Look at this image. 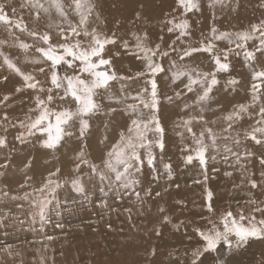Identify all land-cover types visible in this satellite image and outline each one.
<instances>
[{"label":"snow or ice","instance_id":"obj_1","mask_svg":"<svg viewBox=\"0 0 264 264\" xmlns=\"http://www.w3.org/2000/svg\"><path fill=\"white\" fill-rule=\"evenodd\" d=\"M174 3L175 7L162 23L167 33L175 38L167 47H162L161 43L151 41L147 31L139 34L132 32L134 43L131 44L118 36L116 31L110 34L102 31L94 23V20L100 19L95 0H21L19 8L29 10L30 21L24 19L23 12L18 13L12 0H0V26L10 35L15 36L19 32L31 38L33 43L22 41L16 36L15 46L24 52L35 48L39 57L31 62L42 65L36 71L47 77V84L37 79L33 73L22 71L3 52H0V57L2 64L22 79L23 84L16 88V93L27 90L33 92L34 107H30L25 120L19 122V127L24 131L15 138L21 143H27L30 142L29 138L37 137L41 148L56 150L62 146L66 137L74 135L73 129H76L77 138L82 144L76 154L79 162L75 164L74 171L80 173L82 165L88 167L89 178L98 179L99 191L106 198L101 202L104 207L108 206L109 193L117 199H122L124 195H134L138 202L143 203L138 190L141 184L139 177L147 167L152 179L158 180L161 175L157 168L158 160L163 166V174L168 180H172V164L164 162L166 129L160 117L161 103L174 104L192 94L194 99L190 103L183 102L180 106L182 112L189 114L180 117L176 124V127L183 128L189 134L192 141L190 145L184 144L181 148L184 165L197 164L206 182L209 178V163H215L217 156H220L230 168L240 171L241 184L246 183L252 190L247 201L251 206L250 211L245 212L240 208L236 213L227 210L216 216L213 192L205 187L203 207L209 213L205 219L211 227H193L201 244L191 250L189 257V264H203L202 258L206 254L217 253L221 247L231 250L247 244L250 239H264V200L257 201L255 198L257 189L264 194V154L257 156L247 147L243 152L239 150L242 140L264 147V19L252 24L249 30L238 32H220L213 25L208 35L202 33L201 39L190 43L188 41L192 37V24L189 14L201 12V0H174ZM223 4L224 0H208L209 9L214 10L217 5ZM261 6L264 7V4ZM53 14L57 20L53 19ZM212 15L215 18L214 11ZM42 16L48 21L43 29L40 27ZM140 18V12H136L130 23H135ZM119 23L117 21V27ZM160 40L163 41V36ZM218 41H227L228 47L219 48ZM250 41L253 42L251 48L248 47ZM6 43L7 41L0 40V45ZM122 52L141 61L142 68L132 75L118 73L113 61ZM197 54L206 56L207 62L211 64L208 70L189 63ZM232 56H242L245 67L250 70L247 88L250 100L234 105L231 111L222 115L225 126L217 132L209 126L217 121L205 119L203 113L213 100L214 89L221 85V74H228L223 84L226 91H236L242 84V80L231 75ZM165 77L172 83H183V89L174 91L170 96L162 95L160 81ZM4 79L7 80V77ZM137 81L142 83L135 92L130 91L131 85ZM114 85H119L116 91L113 90ZM9 98V95H4L0 104ZM104 99L110 102L106 114L122 112L128 120L119 131V139L107 149L100 164H96L87 158L85 141L92 127L90 120L105 112L101 102ZM194 109H198L199 114H190ZM245 118L253 120V124L241 134L235 125ZM2 119L9 120L7 112L3 113ZM196 124L201 125L199 131L194 129ZM107 130L108 125L105 124V134L99 141L101 144L108 140ZM234 131L235 136L232 135ZM184 132L178 133L182 140ZM7 143V137L0 136V148L7 147ZM156 150H159V154ZM253 157L258 160V170H252L248 166ZM31 163V160L27 161L24 167L30 168ZM7 167L8 163L0 164L2 169ZM60 171L59 167L50 171L45 182L34 190V197L27 192L23 197H11L13 200L23 199L29 202L30 226L38 223L43 230L51 222L50 206H53L57 189L62 187L59 179L54 177H58ZM212 171L219 169L213 167ZM224 174L229 177L232 175L228 171ZM195 183L201 181L196 180ZM71 185L76 192L83 193L85 199H90L81 176L72 179ZM3 195L8 196V193L4 192ZM151 195L149 188L145 191V196ZM155 195L160 196V192ZM125 211L130 213L131 209ZM159 211L164 213L165 209L160 207ZM56 214L59 215V212ZM213 216L216 218L213 219ZM5 219L0 217V227H7ZM161 222L172 223L168 215H163ZM19 223L23 225L24 221ZM183 224L180 221L179 224H173V227L179 230ZM61 226L56 224V227ZM156 234H160L158 228ZM47 238L52 239L51 236ZM150 255L155 256L156 250L152 249ZM218 264L224 262L221 260Z\"/></svg>","mask_w":264,"mask_h":264},{"label":"bare ground","instance_id":"obj_2","mask_svg":"<svg viewBox=\"0 0 264 264\" xmlns=\"http://www.w3.org/2000/svg\"><path fill=\"white\" fill-rule=\"evenodd\" d=\"M95 2L97 5L96 12L99 14L100 19L98 21L94 20V23L106 33L110 34L111 32L116 31L118 36L127 39L130 44L134 43L131 35L132 32L139 34L143 31H147L150 35L151 41L154 43H161L162 47H167L168 43L175 38L174 35L167 33L166 28L162 23L166 15L171 13L172 9L175 7L174 0H95ZM20 3L21 0H12V4L17 7L18 13L23 12L24 19L30 21L31 17L29 15V10L20 9ZM262 4H264V0H224L223 5H217L213 10L208 8V0H201V12L194 15L189 14L192 24V37L188 42L196 43L202 38V33L205 36L208 35L209 29L213 25L220 32L249 30L252 24L259 23V21L264 19V7L261 6ZM213 11L215 12V18H213L212 15ZM136 12H140L141 18L136 20L135 23H130V21L134 20ZM53 19H58L55 14H53ZM117 21L120 22L118 27ZM47 22V18L42 16V22L40 24L41 29L44 28V25ZM29 26L31 27V24ZM162 29L164 30L163 33H161ZM16 36L22 41L33 43L31 38L25 33L16 32L15 36H13L10 35L3 26H0V40L7 41L6 44L0 45V52L8 55L17 66L22 69V71L33 73L36 75V78L41 76L42 74L33 71L35 70L33 67L35 64L31 62L32 60L30 61V57L34 55L33 52L35 51V48L30 49L28 52L19 49L15 46ZM161 36H163V41L160 40ZM220 42L222 41L217 42V46L223 49L224 47L218 45ZM223 42L227 43V41ZM252 45L253 42L250 41L248 47L251 48ZM179 46L180 44L178 43L177 47ZM201 56L203 58L204 55H195L189 63L203 70H208L211 67V64H207L206 60L198 62V58ZM113 63L115 68H119L121 63H128L134 66L138 62L121 54L120 57L114 59ZM0 64L2 67V70H0V76L4 73L3 77L10 78L14 74L21 79L16 73L7 69V67L2 64V57H0ZM134 72H136V70ZM233 74L234 73H231V75ZM242 76L250 77V70L246 68L245 65L236 73L238 79ZM227 78L228 74L220 75L221 82ZM163 80H166V83H172L167 77H165L160 81V87ZM1 84L2 82H0V86ZM118 87L119 85H114L113 90L116 91ZM137 87L138 84L133 83L129 90L135 92ZM218 87L219 88L217 89L220 91L222 87ZM8 92H10L8 95L11 96L9 100L4 101V105L0 106V114L7 112L9 117L20 109V105L19 102L16 101L18 98L14 99L17 97L18 93L14 90H8ZM242 92L243 91L238 88L236 91L230 90L225 92L219 98H215L213 95V100L210 101L203 113L205 119L209 121H217L216 124H210L209 126L213 127L217 132L225 126V122L221 119L222 115L231 111L234 105L247 103L249 101L247 94ZM190 97V99L184 101L190 103L191 100L194 99L192 94H190ZM181 105L182 104L174 110L168 111L161 103L160 109L161 121L166 129L164 162L172 164L173 178L169 182V184H172L170 186L163 184V182L166 183V175L163 174V166L159 163V160L157 161V168L161 175L158 180H153L150 170L147 167L144 168L143 175L139 177L142 189L141 197L144 202H138L136 197L133 196V198L130 199L133 202L129 204V209H131L130 213L126 212V214L122 215L119 212H114L115 215L122 216V221L120 223L122 227L120 237H117L118 232L113 231L119 254L114 256V250L107 246H104L102 251L100 250L91 253L90 250L86 249L89 248V246L86 245V240L85 244H83L84 246L80 248L68 247L63 252V255L56 259L50 256V254L54 252L51 246H48L46 249L41 248L37 251L36 259L32 264H42V261L44 264H80L84 257L90 259V264H157L159 261L158 258H171L172 254L179 257L180 254L176 251L174 247L175 244L177 245L178 242H187V240L194 242L195 236L192 230L193 226L204 228L208 225L206 224L208 221L205 218L209 216V213L203 207L205 204V187L208 188V184L210 186L208 189H212L211 191L213 192V204L216 210V216L227 210L236 213L240 208H243L245 212L250 211L251 206L247 204V201L250 199L249 192L252 190L246 183L241 184L240 171L236 168H230L220 159V156H217V161L215 163H209V178L206 182L201 180V183H195L192 181L195 178L199 180L203 178V176L201 175V170L197 164L194 163L193 165L185 166L182 160L183 154L181 148L184 144H188L186 139L189 134L184 132L183 128L176 127V124L179 122L180 117L187 116L189 113L182 112ZM212 105H215L216 107ZM190 114L197 115L199 114V111L198 109H194ZM94 119L98 122V129L96 132L94 131L93 134V138L95 137V141L93 140V142L94 145H96L95 156L102 160L107 149L119 139V131L125 125L128 118L126 116L115 118V115L110 116L101 112L99 115L95 116ZM6 122L7 121H3L2 124L6 125ZM105 124L108 125V140L104 144H101L99 141L105 134ZM200 127V124L194 125V129L197 131H199ZM235 128L240 131L241 134L243 130L248 129L243 128L239 123L235 125ZM180 132H184L183 140L181 136L178 135ZM232 135L235 136L236 132L234 131ZM245 147L256 153L257 156L264 154V147L255 145L251 141L245 142L242 140L239 150L243 152ZM156 151L157 154H159V150ZM213 164L219 169V171H212ZM248 166L252 170H258V160L253 157ZM196 167L199 171H192ZM226 171L231 172L232 175L230 177L226 176L224 174ZM9 172L10 168L0 171V173H3V175H0L3 176L0 183L3 180H6L8 174H10ZM79 176L82 177L85 186L89 185L92 181L89 189H94L96 186L94 183L99 182L97 178L90 179L88 174H81ZM176 184L179 185L178 189L175 188L174 190L168 191L170 190L168 188H171V186ZM149 188L152 191V195L145 196V191ZM156 192H160V196H156ZM255 198L257 201H262L264 200V194L257 189L255 190ZM9 201L14 202V204L25 202L23 199H9ZM177 201H182L183 203H177ZM160 207L165 209L164 213L159 211ZM20 212L25 213L23 208L20 209ZM163 215H168L171 218L172 223H162L161 217ZM216 216H213L212 218L215 219ZM180 221H183L184 224L179 230H176V228L173 227V224H179ZM157 228L160 231L159 235L156 234ZM97 241H99L98 243H101V240L97 239ZM93 243L94 242L91 241L89 245L92 246ZM258 244L264 246V239H250L245 245L251 249ZM164 245L171 246L172 249L163 247ZM160 248H162L161 251H159ZM152 249L156 250V255L159 251L164 257L157 255L158 257L151 263L148 256ZM170 250V254L167 255ZM105 256L109 258L105 259ZM6 259L8 264H12L10 263L11 261L9 260V257ZM173 262L174 264H178L180 260L174 259ZM21 264H28L26 258H23Z\"/></svg>","mask_w":264,"mask_h":264},{"label":"rangeland","instance_id":"obj_3","mask_svg":"<svg viewBox=\"0 0 264 264\" xmlns=\"http://www.w3.org/2000/svg\"><path fill=\"white\" fill-rule=\"evenodd\" d=\"M163 32L164 30L161 33ZM218 45L224 48L228 47V44L223 41L218 43ZM117 50L121 51L120 49ZM33 53L34 55L30 57V61L39 57V53H36L35 51ZM123 55L136 60L130 55ZM241 57H230L233 65L231 73H234L232 76L236 77V73L239 72V69H241L242 66H244V62ZM205 60L207 62L206 56L198 58V62ZM136 61L138 63L134 66L128 63H121L119 68H116V70L125 75H132L135 73V70L139 71L142 68L141 61ZM207 64L209 63L207 62ZM40 66L42 65L35 64L33 66L35 70L33 71L38 73L36 69ZM0 70H2L1 64ZM3 76L4 73L0 76V79H2L0 80V82H2L0 86V100L3 99V94L8 95L10 93L8 90L15 91L17 87H20L23 84L22 79H19L14 74L12 77L7 78V80H5ZM37 78L47 84V77L44 74ZM239 79L242 80V84L239 88L247 94L250 100V94L247 91L250 77L242 76L239 77ZM166 82V80L161 82L162 95L170 96L173 95L174 91H180L183 89V83L179 81L176 83ZM184 82H186V80ZM136 83L139 85L142 81H137ZM223 84L224 80L221 82V85H219L222 87L220 91L217 89L219 87L214 89L215 92H213L212 95H214L215 98H219L225 92L230 91H226L224 86H222ZM32 97L33 92L31 90L18 93L17 97L14 99L18 98L16 101L19 102L20 109L13 113V115L9 116V120L6 122V125L2 124L3 114H0V136H6L8 142L7 147L0 148V164L8 163V167L6 169L10 168V174H8L6 180H3L0 183V217L6 218L4 222L7 225V227H0V264H8L6 259L7 257H9V260L11 261L10 263L12 264H21L23 258H26L28 264H32L36 259L37 251L41 248L46 249L48 246H51L54 250L50 256L55 259L60 258L68 247L80 248L84 246L83 244H85L86 240V245L89 246V248L86 249L90 250L91 253H95L100 250L102 251L104 246H107L114 250L113 255L117 256L119 251L117 243L115 242V235L113 231L118 232L117 237L119 238L122 230L120 224L122 216L115 215L114 212H119L122 215L126 214L127 211H125V209H129V204L133 202L130 199H132L134 195H124L122 199H117L112 193H109L107 197L108 206L104 207L101 202L106 198L104 194L99 191V182L94 183L96 184L94 189H89L92 181L89 185L85 186L86 190L90 193V199H85V195L83 193L76 192L72 188V179L77 178V176L81 174H88L90 171L87 166L83 165L81 166L80 173L74 171L75 164L79 162L76 159V154L82 144V141L77 138L76 129H73L74 135L72 137H66L62 142V146L58 147L56 150H46L41 148L37 137L29 138L30 142L27 143H21L17 140L15 137L24 131V129L19 127V122L25 120V114L28 113L29 108L34 107ZM190 98L189 94L184 98V100L186 101V99ZM184 100L177 101L174 104L162 102V105L165 109L171 111L182 104ZM109 103L110 102L107 99L102 102L105 107L104 114H106V109ZM4 104L5 103L0 104V106ZM113 106L121 107L118 105ZM212 106L216 107L215 105ZM114 115L115 118L125 116L122 112H117ZM97 123L98 122H96L94 117L90 120L92 127L90 129V135L86 137L85 142L87 143V148L85 151L90 162L100 164L101 159L95 156L96 145H94L93 142V140L95 141V137L93 138L94 131L96 132L98 129ZM239 124L243 128H249V126L253 124V120L245 118L240 121ZM186 140L188 141V144L191 143V137L189 135ZM6 157L8 158L7 160L5 159ZM29 160L32 162L31 167L25 168L24 165ZM57 167H59L61 171L58 174V177H54V179L58 178L62 187L57 189L59 191H56V198L53 202V206H50L49 214L51 222L46 224L44 229L41 230L38 223L33 226H30L29 224L30 218L28 213L30 204L28 201L14 204V202L9 201V199H11V195L23 197V194L26 192L31 193L34 197L36 195L34 190L38 189L45 182V178L48 176V173L50 171H55ZM213 167L217 168L214 164ZM2 170L4 169L0 168V171ZM192 171L197 172L199 170L196 167ZM2 178L3 176H0V180H2ZM196 180L197 179L195 178L192 181L195 182ZM199 180L204 181V178ZM65 181L68 182L65 183ZM169 182L170 180H168L166 176V183L163 182V184L170 186L172 183L169 184ZM21 185H23V187H21ZM176 185L171 186L172 189L168 188L170 189L168 191L174 190L175 188L178 189ZM209 187L210 186L208 184V188ZM138 190L142 193L140 185L138 186ZM4 192H7L8 196H4ZM18 205L20 206L18 207ZM21 208H23L25 213L20 212ZM57 212H59V215L56 214ZM21 220L24 221L23 225L19 223ZM57 223L62 226L56 227ZM208 227H211V225L208 224L204 228ZM48 236H51L52 239L49 240L47 238ZM194 236V242L187 240V242H178L177 245L175 244L174 247L180 254L179 257L172 254L171 258H158L159 261L157 264H174V259L180 260L178 264H189L191 250L199 247L201 244V241L195 232ZM97 239L101 240V243H98L99 241H97ZM90 240L94 242L92 246L89 245V243H91ZM163 247L172 249L171 246L167 245H164ZM161 249L162 248H160L159 251H161ZM159 251L157 255L164 257L159 253ZM170 252L171 250L167 255H169ZM157 255L151 256L149 254V261L151 263L154 262L158 257ZM108 258L105 256V259ZM202 259L203 264H218V261L221 260L224 264H264V246L258 244L250 249L244 244L239 248L233 247L231 250L221 247L217 253L206 254ZM80 264H90V259L84 257Z\"/></svg>","mask_w":264,"mask_h":264}]
</instances>
